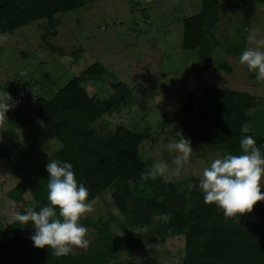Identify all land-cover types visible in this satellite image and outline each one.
<instances>
[{"label": "rangeland", "instance_id": "obj_1", "mask_svg": "<svg viewBox=\"0 0 264 264\" xmlns=\"http://www.w3.org/2000/svg\"><path fill=\"white\" fill-rule=\"evenodd\" d=\"M220 44L207 63L195 50L182 48L183 18L201 11L202 0H97L57 15L59 24L47 32L45 19L0 35V94L9 93L12 107L0 111V222L9 226L17 214L35 202L27 194L15 202L8 192L20 179L49 158L60 142L35 113L39 96L51 97L73 76L99 60L107 67L101 85L92 94L106 97L110 85L124 82L132 92L104 114L93 126L109 133L123 125L146 138L140 155L150 170L163 162L165 171L157 176L173 181L180 189L199 188V177L213 159L227 151L197 141L189 159L178 169L175 152L168 145L176 139L168 121L192 92L198 103L207 86L247 91L259 98L257 110L264 112V81L239 63L250 33L264 38V0H219ZM70 59H65V58ZM230 68V69H229ZM255 113V109L250 111ZM195 113V122L198 121ZM254 129L252 123L246 125ZM264 192V188L261 189ZM113 188L93 200L81 217L86 227V247L94 240L96 224L111 221L115 236L123 234L130 220L114 203ZM184 235L168 237L163 244L143 243L130 253L102 264H183Z\"/></svg>", "mask_w": 264, "mask_h": 264}, {"label": "trees", "instance_id": "obj_2", "mask_svg": "<svg viewBox=\"0 0 264 264\" xmlns=\"http://www.w3.org/2000/svg\"><path fill=\"white\" fill-rule=\"evenodd\" d=\"M97 0H0V35L45 19L46 30L58 26L60 13L79 9ZM219 0H202L201 11L183 18L182 48L195 50L207 63L220 44ZM230 69V68H229ZM106 65L97 60L73 76L51 97L39 96L35 113L59 140L60 147L31 170L8 192L15 202L29 194L39 210L48 204L46 165L50 159L73 165L78 182L88 188L89 204L108 188L119 210L129 220L123 234L115 236L111 221L96 227L93 242L82 251L57 257L48 247L33 245L31 222L17 220L9 226L0 222V264H102L143 243L163 244L168 237L184 235L183 264H264V200L251 212L226 218L214 203L207 204L199 188L180 189L173 181L144 176L149 164L140 155L144 132L119 125L109 133L97 132L94 124L132 92L124 82L110 85L106 97L90 92L101 85ZM196 102L192 92L168 121L169 132L178 140L185 135L227 153L241 154L240 140L252 135L264 154V112L257 110L259 98L247 91L207 86ZM255 109V113L250 111ZM198 121L195 122V113ZM252 123L254 129L242 131ZM5 155L0 145V158ZM143 264H155L149 259Z\"/></svg>", "mask_w": 264, "mask_h": 264}, {"label": "clouds", "instance_id": "obj_3", "mask_svg": "<svg viewBox=\"0 0 264 264\" xmlns=\"http://www.w3.org/2000/svg\"><path fill=\"white\" fill-rule=\"evenodd\" d=\"M248 41L255 47L245 48L239 56V63L246 65L249 72L255 73L258 81H264V38L250 33ZM70 59V58H65ZM10 95L0 94V111H8ZM242 131L247 132V128ZM241 154L227 153L213 159L199 177V191L207 204H215L223 210L226 218L241 216L251 212L254 205L264 200V154L256 146L252 135L240 140ZM175 152L174 162L179 169L189 159L193 151L191 142L185 135L168 145ZM48 204L39 210L28 209L17 214L21 224L31 222L35 230L31 240L35 247H48L57 257L74 252L75 246L86 247V227L80 222L88 209L86 200L88 188L78 182L73 165L66 161L50 159L46 165ZM165 165L157 162L144 178H156L163 174Z\"/></svg>", "mask_w": 264, "mask_h": 264}]
</instances>
